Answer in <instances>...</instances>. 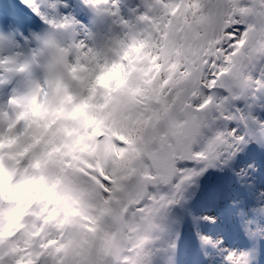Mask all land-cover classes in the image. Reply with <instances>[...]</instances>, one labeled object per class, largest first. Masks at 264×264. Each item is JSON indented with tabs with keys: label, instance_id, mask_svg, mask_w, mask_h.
Wrapping results in <instances>:
<instances>
[{
	"label": "snow or ice",
	"instance_id": "6c2138e0",
	"mask_svg": "<svg viewBox=\"0 0 264 264\" xmlns=\"http://www.w3.org/2000/svg\"><path fill=\"white\" fill-rule=\"evenodd\" d=\"M92 4L114 18L105 40L126 62L110 113L118 138H96L95 158L62 200L19 207L0 234V264H148L157 217L183 199L186 183L227 166L247 143L238 128L222 132L215 122L264 127L229 108L264 92V0H137L127 17L110 0ZM133 48L142 57L130 56ZM13 211L0 202V231Z\"/></svg>",
	"mask_w": 264,
	"mask_h": 264
},
{
	"label": "clouds",
	"instance_id": "9594fccd",
	"mask_svg": "<svg viewBox=\"0 0 264 264\" xmlns=\"http://www.w3.org/2000/svg\"><path fill=\"white\" fill-rule=\"evenodd\" d=\"M53 28L34 37L35 47L25 55L0 54V85L21 77L0 99V202L17 205L0 234L14 223L20 206L62 200L77 170L95 158L96 138L116 139L120 131L110 113L126 62L108 50L105 39L66 42L59 38L64 26ZM128 52L143 55L136 48ZM72 195L85 199L79 192Z\"/></svg>",
	"mask_w": 264,
	"mask_h": 264
},
{
	"label": "rangeland",
	"instance_id": "374dc122",
	"mask_svg": "<svg viewBox=\"0 0 264 264\" xmlns=\"http://www.w3.org/2000/svg\"><path fill=\"white\" fill-rule=\"evenodd\" d=\"M32 4L51 16L56 5H64L62 0H32ZM60 19L68 23L71 21L69 13L61 15ZM80 32H82V36L74 40H83L85 43H89L88 34L84 30ZM254 98L258 99L257 96ZM260 102L259 104L262 105L263 102ZM238 107L243 110L245 115L246 112H251L257 118L260 116L257 115L258 111H252L251 107ZM229 108H234V106L230 105ZM262 115L264 116V114ZM259 120L262 121L264 118ZM233 127L238 128L239 134L246 137L247 143L244 146L247 147L248 140H252V136L243 123L239 120L225 121L223 119L215 122L216 130L222 132H227ZM254 136L257 137V135ZM257 160L259 161L260 158ZM260 162L263 163L261 160L258 163ZM235 163L240 166L236 167ZM214 172H221V176H224L223 185L216 190L217 193L214 197V192L209 190L208 199L212 204L208 206L197 204L194 207L199 210L198 214L201 218H215L214 223L209 221L212 227L200 231L201 236L209 237L212 241L209 254L197 253L198 258L201 257L200 264H264V169H257L255 165L248 168L235 156L227 166L209 169L203 176L194 178V183L201 184L205 181L210 183L209 179L212 178ZM229 178L233 180V185L230 188H228ZM191 184L193 183H186L182 192L184 193ZM160 191L167 192L163 189ZM175 205H171L170 208L176 212ZM234 240L240 242L236 244L237 242ZM229 256L232 257L231 260ZM159 263L161 264V262Z\"/></svg>",
	"mask_w": 264,
	"mask_h": 264
},
{
	"label": "trees",
	"instance_id": "16d2710c",
	"mask_svg": "<svg viewBox=\"0 0 264 264\" xmlns=\"http://www.w3.org/2000/svg\"><path fill=\"white\" fill-rule=\"evenodd\" d=\"M255 95L260 98L259 100H264V92H257ZM253 101L255 100H251L250 98L247 101L243 100L242 104H251V108L254 110L257 106ZM250 130L252 133L254 132L253 135L255 134L258 137L264 135L263 130L256 129L255 127H250ZM248 165L249 163H247V166ZM198 193L199 191H192L190 193L187 192V195H185L186 199L190 196H196ZM168 212L167 208L157 217L156 223L158 227L152 233V243L147 246L149 251V255L147 257L148 264H159L157 262L159 260V256L156 255L155 252L163 253V257H161L163 264H186L184 260L178 259L176 253L184 254L182 248L184 236L187 234V225L176 221L171 222L172 218Z\"/></svg>",
	"mask_w": 264,
	"mask_h": 264
}]
</instances>
